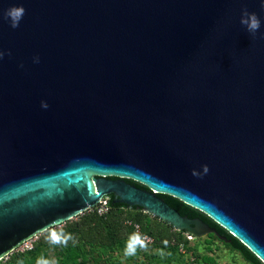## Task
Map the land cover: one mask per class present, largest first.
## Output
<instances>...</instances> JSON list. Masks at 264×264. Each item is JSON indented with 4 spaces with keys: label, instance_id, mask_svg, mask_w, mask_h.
Listing matches in <instances>:
<instances>
[{
    "label": "water",
    "instance_id": "water-1",
    "mask_svg": "<svg viewBox=\"0 0 264 264\" xmlns=\"http://www.w3.org/2000/svg\"><path fill=\"white\" fill-rule=\"evenodd\" d=\"M262 3L0 0V261L107 197L231 243L164 194L264 263Z\"/></svg>",
    "mask_w": 264,
    "mask_h": 264
},
{
    "label": "trees",
    "instance_id": "trees-1",
    "mask_svg": "<svg viewBox=\"0 0 264 264\" xmlns=\"http://www.w3.org/2000/svg\"><path fill=\"white\" fill-rule=\"evenodd\" d=\"M127 181L137 187L147 189L145 186L137 182L132 180ZM159 196L170 206L177 209L181 215L188 216L190 218H200L211 227H215L220 234L226 236L228 239H231V243H226L233 250L238 251L248 263L264 264L239 239L229 234L224 228L204 213L173 196L164 194H160ZM108 204L110 210L105 215H99L96 210H88L76 218L63 223L60 228L54 227L40 234V244L48 247L54 246L62 251L65 249H71L73 246L80 244L107 250L113 249L124 240L129 239L130 235L135 233L134 229L127 224L128 222L138 223L141 225L143 231L150 234L155 240L154 244L151 246L158 249L179 250V244H184L186 247L189 242L186 239L184 232L175 230L172 226L155 217H153L154 221L147 223V217L151 215L144 213L140 207H134L131 209L125 204H113L112 197H109ZM61 231L64 233H70L73 237V240H69L66 246L63 244H52L49 240L50 233H59ZM165 241L167 244H165ZM33 249L34 247L31 250ZM64 260L69 261V258Z\"/></svg>",
    "mask_w": 264,
    "mask_h": 264
},
{
    "label": "rangeland",
    "instance_id": "rangeland-1",
    "mask_svg": "<svg viewBox=\"0 0 264 264\" xmlns=\"http://www.w3.org/2000/svg\"><path fill=\"white\" fill-rule=\"evenodd\" d=\"M108 200L109 197L102 201ZM103 202L98 206L101 207ZM146 221H154L153 216L147 217ZM61 226L62 224L57 227ZM127 241L128 239L108 250L80 244L62 251L54 246L41 245L38 235L29 242V245L34 247L33 250V247L26 250L25 245L20 246L2 259L0 264H37L40 258L55 261V264H250L215 234L192 239L183 251L148 246L146 250L138 248L136 255L131 257L124 255ZM66 258H69V261L64 260Z\"/></svg>",
    "mask_w": 264,
    "mask_h": 264
},
{
    "label": "clouds",
    "instance_id": "clouds-1",
    "mask_svg": "<svg viewBox=\"0 0 264 264\" xmlns=\"http://www.w3.org/2000/svg\"><path fill=\"white\" fill-rule=\"evenodd\" d=\"M261 7H264V3H262ZM25 14V9L22 6H14L9 8L6 12L3 13L4 18L8 19L10 21V26L12 28L19 27L20 21L23 19V16ZM240 23L244 26H246V29L249 33H251L253 36H255L256 32L261 27V20L258 18V16L255 13H249L246 9L242 11L241 20ZM4 53L0 52V59L3 58ZM34 63H39V58H34ZM41 107L47 108L48 105L45 102H42ZM209 171L208 167L205 165L203 166V174H207ZM193 176L201 177L202 174L193 170L192 172ZM55 223V222H54ZM49 240L52 244H63L67 245L69 240H73V237L70 233H64V232H52L49 235ZM149 243V237L146 235L142 236L140 233L135 232L132 235H130L126 246L124 250V255L126 257L135 256L137 249H147ZM165 244L167 242L165 241ZM161 255H163V252H161ZM37 264H55V261H50L44 258H40L37 261Z\"/></svg>",
    "mask_w": 264,
    "mask_h": 264
},
{
    "label": "built area",
    "instance_id": "built-area-1",
    "mask_svg": "<svg viewBox=\"0 0 264 264\" xmlns=\"http://www.w3.org/2000/svg\"><path fill=\"white\" fill-rule=\"evenodd\" d=\"M103 201L101 200V202L100 203H102ZM90 210H96V212L99 214V215H105L106 213H108L109 212V210H110V207H109V204H108V201H104L103 202V205L101 206V207H99L98 205L97 206H95L94 208H92V209H90ZM129 226H131L133 229H134V231L135 232H138V233H140L142 236H144V235H146L147 237H149V243H148V246H151V245H153L154 244V242H155V240H154V238L150 235V234H148V233H145L144 231H143V228H142V226L141 225H139L138 223H133V222H128L127 223ZM184 235H185V237H186V239L190 242L192 239H194V237L193 236H191V235H189V234H187V233H184ZM29 242L30 241H27V242H25L22 246H24V249H31L33 246L32 245H29ZM179 249L180 250H184L185 249V245L184 244H179Z\"/></svg>",
    "mask_w": 264,
    "mask_h": 264
}]
</instances>
